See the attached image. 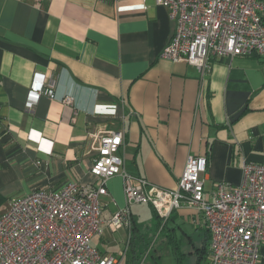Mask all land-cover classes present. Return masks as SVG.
<instances>
[{"label": "crops", "instance_id": "0c3cea01", "mask_svg": "<svg viewBox=\"0 0 264 264\" xmlns=\"http://www.w3.org/2000/svg\"><path fill=\"white\" fill-rule=\"evenodd\" d=\"M175 31L155 0H0V216L34 189L96 182L90 133L98 129L123 131L125 169L161 187L177 186L190 155L205 156L209 199L219 183L242 182L245 161L264 162V55H211L201 72L162 56ZM36 72L57 96L42 94L29 108ZM107 186L103 233L91 240L101 253L128 246L119 264H140L162 229L150 264H162L163 251L176 264L210 263L202 213L182 207L160 228L150 204L141 203L152 214L134 204L133 227L112 229L126 204L122 176Z\"/></svg>", "mask_w": 264, "mask_h": 264}, {"label": "built area", "instance_id": "2783aa9c", "mask_svg": "<svg viewBox=\"0 0 264 264\" xmlns=\"http://www.w3.org/2000/svg\"><path fill=\"white\" fill-rule=\"evenodd\" d=\"M169 10L176 31L162 51L175 62H188L201 72L215 56L264 55V0H155ZM57 96L54 81L33 76L29 108L39 97ZM72 103L71 96L62 98ZM124 132L98 129L90 133L96 182L71 181L59 189H34L16 198L0 216V264H119L118 254L92 246L103 233L100 197L108 181L122 176L126 204L109 221L112 229L133 227L131 206L150 204L164 226L175 210L193 208L204 215L211 233L209 264H257L264 244V162L245 161L239 185L221 182L214 199L205 196L201 173L207 158L190 155L175 188L161 187L125 169L119 150Z\"/></svg>", "mask_w": 264, "mask_h": 264}, {"label": "rangeland", "instance_id": "374dc122", "mask_svg": "<svg viewBox=\"0 0 264 264\" xmlns=\"http://www.w3.org/2000/svg\"><path fill=\"white\" fill-rule=\"evenodd\" d=\"M133 209L134 210H142L143 211V213L145 214V212L147 213V214H152L153 213V211H152V207L150 206V205H148V204H140V205H134L133 206ZM143 218H145V217H143ZM163 227V226H162ZM161 227V228H162ZM165 231V230H164ZM155 233V235H154V241H153V243L155 244V246H156V248L154 247V248H152V252L153 253H159L160 252V241H161V237L163 236V234L161 233V230L159 229V231L157 232V230H155L154 232H153V234ZM161 233V234H160ZM160 236V237H159ZM150 249H151V247H150ZM159 250V251H158ZM152 254V253H151ZM147 256H148V251L146 252V254H144L143 256H142V258H141V262H140V264H150L151 263V261H152V259H153V257H151V258H147ZM162 264H176L177 262H176V258L174 257V254L173 253H170V254H168V255H166V251H163L162 252Z\"/></svg>", "mask_w": 264, "mask_h": 264}, {"label": "trees", "instance_id": "16d2710c", "mask_svg": "<svg viewBox=\"0 0 264 264\" xmlns=\"http://www.w3.org/2000/svg\"><path fill=\"white\" fill-rule=\"evenodd\" d=\"M162 227V225H160V228ZM164 227V226H163ZM160 230H162V229H160ZM151 245V241L150 242H148V244H147V248H146V250H145V252L144 253H146L147 251H148V256L149 255H153V252H152V248H154L155 246V244H153V246L151 247V249H150V246ZM152 253V254H151Z\"/></svg>", "mask_w": 264, "mask_h": 264}]
</instances>
